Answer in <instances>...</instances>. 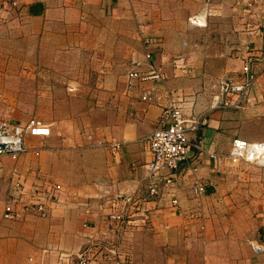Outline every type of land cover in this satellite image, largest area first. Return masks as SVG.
Listing matches in <instances>:
<instances>
[{
    "label": "crops",
    "instance_id": "crops-1",
    "mask_svg": "<svg viewBox=\"0 0 264 264\" xmlns=\"http://www.w3.org/2000/svg\"><path fill=\"white\" fill-rule=\"evenodd\" d=\"M20 1L23 13L0 24V119L39 118L50 133L25 136L17 159L0 156V264H59L60 252L79 250L89 237L116 243L124 264H264V252L248 243L252 214L264 210V177L243 166L202 154L195 172L175 177L147 202L149 226L129 228L122 244L114 240L106 204L116 194L147 196L145 136L157 126L168 90L187 114L206 113L207 151H228L239 113H264V75L241 110H208L211 81L239 69L235 55L245 44L263 45L264 0L247 10L241 0ZM195 16L204 24L192 23ZM143 38L152 39L150 58ZM226 53L232 58L224 63ZM177 55L188 72L174 67ZM132 69H158L168 89L153 78L129 80ZM153 85L161 102L141 99ZM97 139L116 140L120 148L95 145ZM195 179L205 187L200 198L191 189ZM41 190L54 195L45 199ZM16 194L22 202L43 200L46 215L3 218ZM96 257L94 264H117L114 256Z\"/></svg>",
    "mask_w": 264,
    "mask_h": 264
},
{
    "label": "built area",
    "instance_id": "built-area-1",
    "mask_svg": "<svg viewBox=\"0 0 264 264\" xmlns=\"http://www.w3.org/2000/svg\"><path fill=\"white\" fill-rule=\"evenodd\" d=\"M210 1V0H205ZM251 5L253 0H241ZM24 6L20 0H6L0 2V24L7 20L12 14L19 16L23 13ZM191 22L197 25L204 24L196 16ZM264 35V33H263ZM145 46V57H151V38H143ZM240 58L238 70L217 77L214 81V89L210 94L208 110H240L245 107L248 97L252 92L257 80L264 75V43L260 47L245 44ZM176 67L186 70L185 64H176ZM129 80L139 78L146 80L153 78L161 85L165 83V77L158 69H152L149 73L140 74L137 70L128 71ZM158 85V84H157ZM157 85L143 91L141 99L148 102H161L162 96ZM165 87V85H164ZM75 85H69L68 90L74 91ZM172 91L168 90V103H163L157 126L145 136V141L151 152V159L146 168L150 183L147 188V196L136 194H116L106 200L108 207L107 218L110 222L114 240L122 244V235L131 227L149 226L150 215L146 208L149 200L159 198L162 189H168L175 177L185 175L187 172H195L200 156L207 153L216 162H229L232 166H257L264 167V139H246L238 134L230 138L228 151L222 154L217 151H207L201 137V130L207 125L205 112L187 114L179 99H172ZM50 126L39 118H29L25 124L12 122L5 118L0 119V156L7 155L11 159H17L26 151L25 136L34 137L48 136ZM193 133L194 138L189 139L188 134ZM88 140H94L91 133H87ZM95 145L106 146L111 150H118L120 143L116 140H95ZM37 153V152H36ZM16 190L22 188L19 182H15ZM57 188V186H56ZM161 188V189H160ZM196 198L204 194V185L194 180L191 187ZM38 196L51 199L54 195L51 191H39ZM19 196H11L3 207L2 217L17 220L24 218L27 214L45 216V202L38 198L30 202H22ZM32 196V195H31ZM36 197V196H35ZM174 209L179 205L175 198H170ZM192 215V214H191ZM86 226V224H83ZM204 225H200L203 230ZM100 238L89 237L87 242L77 251H63L58 255L59 264H94L98 255L104 253L110 257H116L117 264H124L125 253L118 251L116 243L110 246ZM249 245L255 253L264 252V242L249 239ZM114 244V245H112ZM110 252L112 255H110Z\"/></svg>",
    "mask_w": 264,
    "mask_h": 264
},
{
    "label": "rangeland",
    "instance_id": "rangeland-1",
    "mask_svg": "<svg viewBox=\"0 0 264 264\" xmlns=\"http://www.w3.org/2000/svg\"><path fill=\"white\" fill-rule=\"evenodd\" d=\"M244 4H245V9L247 10V8L250 5H247L246 2ZM176 6L178 7V8L176 7V11H178L179 6L178 5H176ZM246 6H248V7H246ZM173 7H175V6L173 5ZM196 35H194V36H196ZM220 39H219V42H220ZM227 55H229V56H227ZM224 56H225L224 57L225 58L224 63L227 62V59H226L227 57L232 58V55L227 54V53ZM173 59L177 60L176 61L177 64H181V63L186 64V60L179 55H177ZM237 59H239L238 54L235 55V60L238 62ZM216 60L217 61L214 63L218 64L219 59H216ZM214 66H215L214 64L211 65V67H214ZM174 67L176 68V65ZM179 69H182V68H179ZM189 70L190 69L188 67H186L185 72H188ZM214 80H213V82L210 80L211 83H210V85H208L209 88L212 87V90L214 89V87H213L214 82H215ZM195 87L192 86V88H193L192 91H194ZM203 87L204 86L202 85L201 88H203ZM167 89L168 88L165 86V90H167ZM173 93H175V91ZM232 121H233L232 124L234 126L233 127L234 132H236V134H239L241 137H244L246 139H254V140L264 139V113L263 114H259V113L249 114L246 112H242V113H239V115L237 117H235V119H232ZM243 168H248L252 172H256V174L261 173V175L264 177V167H257V166L248 165V166H243ZM261 183L264 184V178H263ZM263 191H264V188H263ZM174 210H176V209H174ZM176 212L179 213L180 211L176 210ZM250 236L251 237H249V239H253V238H255L253 240L259 239V240H262L260 242L263 243V241H264V210L252 214Z\"/></svg>",
    "mask_w": 264,
    "mask_h": 264
}]
</instances>
